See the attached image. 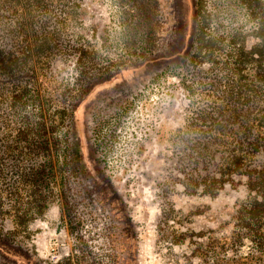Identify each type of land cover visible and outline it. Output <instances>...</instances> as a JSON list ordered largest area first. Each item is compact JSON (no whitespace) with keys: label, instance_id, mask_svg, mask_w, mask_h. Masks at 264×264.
I'll list each match as a JSON object with an SVG mask.
<instances>
[{"label":"rangeland","instance_id":"rangeland-1","mask_svg":"<svg viewBox=\"0 0 264 264\" xmlns=\"http://www.w3.org/2000/svg\"><path fill=\"white\" fill-rule=\"evenodd\" d=\"M83 3L85 39L91 43L86 49L122 60L127 51L115 0ZM158 5L159 35L147 56L156 59L133 64L113 80L92 79L87 59L83 80L74 59L57 61L59 93L79 83L84 87L80 95L65 93L74 103L71 119L58 115L52 87L49 96L34 97L23 108L31 122L43 118L54 178L47 207L27 224L26 238L18 235V244L0 246V254L16 264H201L199 248L235 230L234 214L246 193L241 183L225 185L210 198L186 194L180 182L176 133L188 126L199 102L207 101L211 77L206 66L190 63L188 45L182 50L193 15L190 0H158ZM227 10L208 31L223 34L243 26L246 44H253L250 23L239 11ZM73 141L78 156L72 161ZM63 159L69 160L64 167ZM249 251L243 241L235 254Z\"/></svg>","mask_w":264,"mask_h":264},{"label":"trees","instance_id":"trees-1","mask_svg":"<svg viewBox=\"0 0 264 264\" xmlns=\"http://www.w3.org/2000/svg\"><path fill=\"white\" fill-rule=\"evenodd\" d=\"M207 1L190 0L193 15L182 50L190 47V63L206 66L203 70L211 82L207 101L199 102L188 126L176 133L182 152L177 173L188 195L214 198L225 185L235 187V183L246 191L234 214L235 230L201 246V264H264V0H213L209 8ZM115 5L119 38L127 51L119 61L102 59L97 51L86 49L91 43L85 39L83 17L88 5L83 0H0L2 247L21 242L18 235L26 238L27 224L47 207L54 178L43 118L39 115L37 122H31L23 108L34 97L49 96L52 87L58 93L53 98L58 115L71 119L74 103L65 93L72 90L80 95L84 90L79 83L76 89L65 87L63 94L58 92L57 61L74 59L83 80L82 64L87 59L92 79L112 76L108 79L113 80L136 67L133 64L156 59L147 56L159 35L158 0H115ZM227 9L239 11L250 23L253 44H246L243 26L223 34L208 31L211 23L214 29L220 24L221 13ZM89 27L94 39L93 23ZM101 62L105 64L100 68ZM77 151L73 141L72 161ZM68 161L63 159V167ZM243 241L249 243L250 251L238 256L235 252ZM0 255V264L17 262Z\"/></svg>","mask_w":264,"mask_h":264}]
</instances>
